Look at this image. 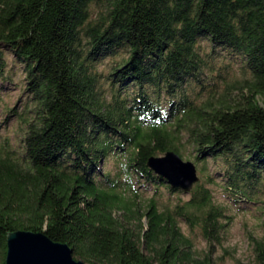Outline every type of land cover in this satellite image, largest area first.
Listing matches in <instances>:
<instances>
[{
    "label": "trees",
    "instance_id": "16d2710c",
    "mask_svg": "<svg viewBox=\"0 0 264 264\" xmlns=\"http://www.w3.org/2000/svg\"><path fill=\"white\" fill-rule=\"evenodd\" d=\"M201 38L239 55L246 76L194 105L184 88L213 82ZM123 48L107 100L93 64ZM4 50L24 64L32 107L22 146H0V264L17 230L44 232L89 264H213L231 218L213 200L214 179L199 177L189 199L172 206L161 208L155 195L142 205L119 193L129 180H97L110 152L124 157L128 176L176 193L147 161L192 144L204 166L219 161L226 197L260 203L264 230L256 186L264 178V0H0L1 72ZM178 219L206 242L202 257ZM250 240L255 258L246 264H264V233Z\"/></svg>",
    "mask_w": 264,
    "mask_h": 264
},
{
    "label": "rangeland",
    "instance_id": "374dc122",
    "mask_svg": "<svg viewBox=\"0 0 264 264\" xmlns=\"http://www.w3.org/2000/svg\"><path fill=\"white\" fill-rule=\"evenodd\" d=\"M103 2H98L92 7V17L96 19V14L101 13L104 9ZM199 49L204 58L209 61L210 69L208 76L213 75L212 84L208 85L204 79L200 84L187 86L182 93L187 96L188 101L194 105H200L204 101L213 99L220 92H224L228 87L232 88L240 85L246 76L244 72V63L241 57L231 54L230 50L213 47L205 38L198 39ZM5 67L3 72L0 71V146L3 143H9L14 148L22 146L21 140L23 131L26 126L25 121L28 116L24 114L26 107H32L29 93L26 90V73L24 64L20 62L15 55L9 51L4 50ZM128 49L123 48L118 50L117 54L113 56H105L96 61L93 66L96 69V77L98 84L102 89V94L108 100L110 94L117 87L109 80L110 73L114 67L128 56ZM1 69V68H0ZM125 88V86H123ZM128 91H133L130 88ZM160 105L162 109L168 110V101L164 100L161 94ZM177 102V100H176ZM5 138H8L6 141ZM179 153L184 160H189L195 163L197 173L200 178L206 179L211 176L214 179L213 183H207L210 188L213 200L222 205L226 209V213L231 216L227 222V231L222 240V244L216 249L213 255V264H246L252 263L255 258L254 245L250 240V235L256 238L262 237L264 230L262 226V214L260 211V203L258 201L252 202H232L224 192L221 190L222 176H220L219 161L208 158L207 167L202 162L195 159L196 150L192 144H184L181 146ZM161 155V154H160ZM124 157L108 153L102 157L99 174L96 176L97 180L104 183L106 175L112 179L129 180L131 189L119 187V193L126 197H131L133 194L138 195L141 204L145 205L148 199L155 195L158 205L163 208L165 206H172L179 199L181 201L189 199V194L183 192H170L165 184H161L157 189L155 184L147 182L137 175L128 176L123 171ZM257 191L260 192V198L264 197V178L259 179L256 183ZM178 225L181 231L189 235L193 242V248L197 250V256L202 257L206 251V242L201 237L198 231L190 232L186 222L178 219ZM74 256V255H73ZM75 258V257H74ZM75 259H79L76 257ZM82 260V259H80ZM89 264V263H87Z\"/></svg>",
    "mask_w": 264,
    "mask_h": 264
},
{
    "label": "water",
    "instance_id": "95a60500",
    "mask_svg": "<svg viewBox=\"0 0 264 264\" xmlns=\"http://www.w3.org/2000/svg\"><path fill=\"white\" fill-rule=\"evenodd\" d=\"M147 164L172 187L185 193H189L199 180L195 163L182 159L174 151H167L163 156H151ZM6 244L5 264H87L74 258L67 243L55 242L44 232H8Z\"/></svg>",
    "mask_w": 264,
    "mask_h": 264
},
{
    "label": "clouds",
    "instance_id": "9594fccd",
    "mask_svg": "<svg viewBox=\"0 0 264 264\" xmlns=\"http://www.w3.org/2000/svg\"><path fill=\"white\" fill-rule=\"evenodd\" d=\"M183 191V190H182ZM184 192V191H183ZM190 193V192H189ZM189 193H187V194H189Z\"/></svg>",
    "mask_w": 264,
    "mask_h": 264
}]
</instances>
